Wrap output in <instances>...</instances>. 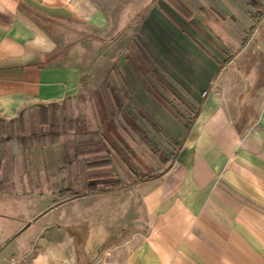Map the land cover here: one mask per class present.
<instances>
[{
  "label": "crops",
  "instance_id": "1",
  "mask_svg": "<svg viewBox=\"0 0 264 264\" xmlns=\"http://www.w3.org/2000/svg\"><path fill=\"white\" fill-rule=\"evenodd\" d=\"M116 37L138 40L190 113L178 122L126 80L174 148L144 176L109 174V140L75 145L93 129H66V105L103 84L93 72ZM93 155L111 164L84 170ZM110 180L122 186L103 189ZM115 190L130 224L118 236L105 225L90 248L88 211L66 205ZM0 264H264V0H0Z\"/></svg>",
  "mask_w": 264,
  "mask_h": 264
},
{
  "label": "rangeland",
  "instance_id": "2",
  "mask_svg": "<svg viewBox=\"0 0 264 264\" xmlns=\"http://www.w3.org/2000/svg\"><path fill=\"white\" fill-rule=\"evenodd\" d=\"M135 24H132L134 26ZM135 30L132 29V32ZM133 34V33H132ZM106 44L115 42V53L99 56L98 71H94L97 79L105 80L94 92H83L81 98L70 102L65 107L63 114L73 115L74 124L79 120L74 131H87L93 129L92 135L86 136V141H71L73 144H85L89 142H101L109 140V153L112 155L114 164L109 169V174L113 176L140 175L144 176L150 172L154 166L163 161L167 154H172L173 143L170 136L153 122L151 115L133 98L127 91L126 80H139L144 88L157 100L159 105L169 112L168 115L174 117L178 122L187 124L190 120V113L186 105L165 85L158 82L151 70V61L138 45L136 38H131L128 42L123 39L111 38L103 40ZM112 41V42H111ZM112 65L107 73L103 71L105 61ZM82 114V115H79ZM75 116H77L75 118ZM73 124V125H74ZM75 126V125H74ZM64 129V126H63ZM111 129L112 133L108 131ZM88 132V131H87ZM82 138L80 135H70V138ZM88 145V144H87ZM90 146V145H89ZM71 147L70 149H73ZM73 155V150L70 152ZM101 156V155H100ZM97 155L87 156L88 160L96 158ZM160 166L159 168H161ZM101 172H90L91 179L99 177ZM96 176V177H95ZM93 189V188H90ZM89 189V190H90ZM119 190L97 193L80 201L74 200L66 206H83L88 213L82 223L83 230L88 234V245L92 248L95 244L96 234H105V225H109L113 232L109 234L118 236L121 230H126L130 224L127 214L129 200L122 197ZM9 203V201L4 200ZM107 208L109 210L107 211ZM99 211V219L94 222ZM10 213L4 215V223L8 229L5 235L11 233V224L16 219ZM26 221L24 227L26 234H32L34 225L29 226ZM73 226V231L79 233L80 225H75L74 220L68 222ZM72 232V233H74ZM71 233V231H69ZM76 237H80L79 235ZM72 237V239H74Z\"/></svg>",
  "mask_w": 264,
  "mask_h": 264
},
{
  "label": "trees",
  "instance_id": "3",
  "mask_svg": "<svg viewBox=\"0 0 264 264\" xmlns=\"http://www.w3.org/2000/svg\"><path fill=\"white\" fill-rule=\"evenodd\" d=\"M105 82V80H104ZM77 123L79 120H76ZM74 124V119L73 116L70 114V116L68 115V120L66 122V129L68 131H74L75 129V124ZM47 129L49 130V132L51 133L52 137H58L59 136V132H60V125H59V118H56V121L54 124H48L47 123ZM105 145L103 143H98V144H93V145H85L82 148V153L83 154H91L94 152H101L104 151ZM78 153H79V149H77ZM86 162L84 163V170L89 169V168H101V167H106L108 165H110V160H107L106 158H95L93 160H85ZM72 183V182H71ZM103 189L105 190H114V189H118L122 186L121 182L119 180H110V181H104L101 183ZM88 184L87 187H89ZM71 191L70 188L66 189V190H62V193L64 192H69Z\"/></svg>",
  "mask_w": 264,
  "mask_h": 264
},
{
  "label": "built area",
  "instance_id": "4",
  "mask_svg": "<svg viewBox=\"0 0 264 264\" xmlns=\"http://www.w3.org/2000/svg\"><path fill=\"white\" fill-rule=\"evenodd\" d=\"M205 93V91L203 92V94Z\"/></svg>",
  "mask_w": 264,
  "mask_h": 264
}]
</instances>
